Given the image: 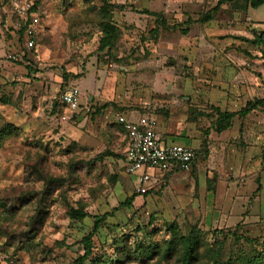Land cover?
<instances>
[{
	"label": "rangeland",
	"instance_id": "1",
	"mask_svg": "<svg viewBox=\"0 0 264 264\" xmlns=\"http://www.w3.org/2000/svg\"><path fill=\"white\" fill-rule=\"evenodd\" d=\"M20 1L38 3L41 14L36 49L10 62L7 57L24 49L25 41L18 33L20 19L10 4L0 3L13 23L2 32L6 58H0L5 67L0 74V264H72L84 253L79 242L92 230V217L133 194L139 198L132 208L119 210L94 236V262L113 258L122 240L133 249L143 243L163 253L173 223L181 235L201 231L207 243L192 264L215 259L245 264L264 257V227L253 228L251 235L241 224L235 235L220 232L226 226L216 212L218 168H226L228 178L231 162L219 165L209 149L215 133L212 108H223L221 98L233 84L231 70L255 80L249 85L252 101L263 95L264 44L252 42L261 31L239 20L243 13L237 15L225 2L212 21L195 22L221 0H109L123 6L114 12L121 36L111 55L99 51L101 0ZM146 10L164 13L171 28L155 36L158 23ZM260 11L264 8L250 13L262 18ZM189 20L195 23L184 34L181 28ZM70 85L81 92L79 113L71 118L60 104ZM121 112L151 115L180 143V136L189 134L201 142L207 137L208 145L196 150L192 170L168 174L158 191L140 197L136 176L123 169L126 135L116 122ZM254 114L263 117L264 104ZM205 178L207 203L200 187ZM70 208L84 209L90 217L72 221ZM248 214L229 212L231 228ZM126 264L181 263L178 254L169 259L160 254Z\"/></svg>",
	"mask_w": 264,
	"mask_h": 264
},
{
	"label": "crops",
	"instance_id": "2",
	"mask_svg": "<svg viewBox=\"0 0 264 264\" xmlns=\"http://www.w3.org/2000/svg\"><path fill=\"white\" fill-rule=\"evenodd\" d=\"M1 6L2 4H0V58H6V55L4 56L6 42L2 32L5 28L12 26L13 23H11L12 20L10 18L12 16L7 15L9 14L8 11L6 9H1ZM232 6L237 15L238 13H243L241 14L242 17L238 16L241 17L239 20H244L245 23L253 25L258 31H264V16L261 18L258 15H252L250 13L253 10L258 11L260 8H264V6L256 9L248 8L245 0H235ZM1 10H5V12L3 11L1 14ZM261 14L264 13L262 12ZM242 61L245 62L244 59H242ZM3 69H5V67L0 66L1 75L4 72ZM231 72L229 76H232L233 84L231 85L230 92H227V94L221 98V101L225 102L224 106L223 104L219 106L223 108L232 107L233 111H237L246 106L248 102L252 101V97L255 94L252 93L254 88L250 86H252V83L255 84V80L246 76L244 73H234V68ZM235 77H237V79H235ZM246 77L247 80L245 79ZM262 94L260 99L264 98V92ZM223 108L221 109L222 111H227ZM254 111L245 118H236L231 129L220 134L212 132L209 137L211 140L209 144L211 159L213 154L216 153L218 155V164L219 161L222 163L227 161L231 162V173L228 178L226 176L227 169L222 166L218 168L221 179L217 184L214 197L218 205L216 210L219 214L218 219L219 222L220 220L222 222L221 227H231L233 225V223L228 222L230 221V217H232V215H229V212L240 211V215L243 217L245 212L250 211V215H246V220L241 218L243 221H237L238 223L236 224V226L241 224L242 230L249 232V235L253 232V228L264 227V116L257 117ZM126 117L136 121L140 116L135 117L130 115ZM157 131L163 143L186 145L192 147L195 151L201 149L202 142L199 138L196 139V137L193 138V136L186 134L185 136H180L184 139V143H180L179 139H177L178 137L174 135L170 136L169 131H163V129L159 127V124ZM127 143L126 137L125 157ZM229 157L230 159H228ZM197 160L193 162L191 170ZM151 173L156 175L155 171H151ZM180 173H184V171L167 173L162 182L158 183V185L149 192L158 191L168 174L176 176ZM133 182L135 183L134 180ZM207 184V178H205L204 186H202V184L200 185L201 191L205 194L206 203L209 195Z\"/></svg>",
	"mask_w": 264,
	"mask_h": 264
},
{
	"label": "trees",
	"instance_id": "3",
	"mask_svg": "<svg viewBox=\"0 0 264 264\" xmlns=\"http://www.w3.org/2000/svg\"><path fill=\"white\" fill-rule=\"evenodd\" d=\"M102 6L99 9L100 15V31L102 36L100 38L99 51L107 50L111 55L115 53L117 49V42L121 36V29L114 23V12L119 11L123 8L121 5L113 4L109 0H101ZM235 0H221L219 4L206 13L199 20L195 21L196 23H207L212 21L215 18L217 11L220 8V4L225 3H233ZM248 8H259L264 6V0H245ZM38 3H34L31 9V13L41 14L40 9L38 8ZM144 13L155 17L156 23L158 25L152 30V33L155 36H158L161 32L162 28L168 29L171 26L168 23V19L165 17L164 13L159 12H151V11H143ZM194 21L189 20L186 23V28H181V32L184 34H188L190 31V27L195 23ZM21 28L18 30L21 39H24V32L28 25V22H22ZM178 25H174V28H177ZM253 44L263 45L264 44V31H261L255 34V39L252 41ZM25 55H23V59ZM122 62V60H120ZM128 62V59L127 61ZM64 78H68L65 75ZM264 104L263 99H257L255 101H250L241 108L239 111H222L220 108L215 107L213 110V120L211 122L210 128L220 134L224 131H227L232 128L233 122L236 118H245L251 112L256 110L258 107ZM119 114L127 115L126 112H121ZM117 124L123 129L126 137L127 131L125 130L122 124ZM208 133V132H207ZM128 142V140H127ZM208 145L207 137L203 140L201 149H206ZM196 153V159H198V152ZM125 160V159H124ZM194 160V161H195ZM153 192V191H151ZM148 192L146 196L151 193ZM137 195L133 194L131 197L127 198L125 202L121 203L118 207L113 208L110 212L104 213L102 215H94L92 218L93 228L92 230L79 242L82 245L83 254L80 255L76 260L72 262V264H126L127 259H150L155 256H159L163 254L165 259H169L171 257L176 256L177 254L180 256L181 264H192L194 261L199 259V254L204 246L207 245L202 239L203 235L201 231L197 229H191V231L187 235H181L179 233V228L176 223H173L169 226V230L171 232L172 239L165 245V248L162 250L163 253H157L156 248L152 246H145L143 243L138 245L135 248L128 247L129 245L125 244L122 240L121 246L118 247V251L114 254L113 258H109L106 262L103 260L93 261L94 255V244L93 238L99 232V230L107 224V220L113 217L119 210L124 208H132L133 203L136 199ZM70 219L75 222L84 221L86 218L90 217V214L84 209H76L70 208L69 212ZM241 225H237L236 228L225 227L220 232L223 231L226 233L232 232V235L236 234V230L240 228ZM243 234V233H241ZM125 244V245H124ZM212 264H219L218 259L212 261ZM245 264H264V257L262 255L255 256L252 258H248Z\"/></svg>",
	"mask_w": 264,
	"mask_h": 264
},
{
	"label": "built area",
	"instance_id": "4",
	"mask_svg": "<svg viewBox=\"0 0 264 264\" xmlns=\"http://www.w3.org/2000/svg\"><path fill=\"white\" fill-rule=\"evenodd\" d=\"M0 3L10 4L12 13L22 22H28L24 32V49L10 54L7 60L17 62L25 51L36 49L39 34L40 18L31 13L32 5L27 1L0 0ZM81 92L78 87L70 85L60 95V104L66 108L70 117L80 110ZM116 122L122 124L127 131V150L124 161V172L129 176H136V191L139 195H146L161 183L167 173L175 171H189L196 159L192 147L179 144L163 143L157 128V120L151 115H142L136 121L118 114ZM151 171H155L153 175ZM141 172L140 175L136 173ZM156 183V184H155Z\"/></svg>",
	"mask_w": 264,
	"mask_h": 264
}]
</instances>
